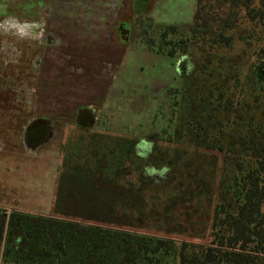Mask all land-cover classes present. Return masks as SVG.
I'll return each instance as SVG.
<instances>
[{
    "label": "trees",
    "instance_id": "obj_1",
    "mask_svg": "<svg viewBox=\"0 0 264 264\" xmlns=\"http://www.w3.org/2000/svg\"><path fill=\"white\" fill-rule=\"evenodd\" d=\"M166 39L187 82L150 155L76 127L52 215L0 207V263L264 264V0H198L190 34Z\"/></svg>",
    "mask_w": 264,
    "mask_h": 264
},
{
    "label": "rangeland",
    "instance_id": "obj_2",
    "mask_svg": "<svg viewBox=\"0 0 264 264\" xmlns=\"http://www.w3.org/2000/svg\"><path fill=\"white\" fill-rule=\"evenodd\" d=\"M198 0H0V207L52 215L62 145L75 128L152 140L186 81L172 46ZM30 29L15 34L11 23ZM123 28V29H122ZM51 119L39 145L25 140ZM50 121V122H51Z\"/></svg>",
    "mask_w": 264,
    "mask_h": 264
},
{
    "label": "clouds",
    "instance_id": "obj_3",
    "mask_svg": "<svg viewBox=\"0 0 264 264\" xmlns=\"http://www.w3.org/2000/svg\"><path fill=\"white\" fill-rule=\"evenodd\" d=\"M10 27L15 29V34L21 38L27 37L29 35L30 29L27 25L21 24L18 21L11 23ZM154 147V142L148 140L147 138L141 139L137 145L138 148V155L142 156L143 158H147L150 155L152 149ZM142 149V151H140ZM170 168L168 166H164L158 173L155 169L146 170V174L148 175H165Z\"/></svg>",
    "mask_w": 264,
    "mask_h": 264
},
{
    "label": "water",
    "instance_id": "obj_4",
    "mask_svg": "<svg viewBox=\"0 0 264 264\" xmlns=\"http://www.w3.org/2000/svg\"><path fill=\"white\" fill-rule=\"evenodd\" d=\"M51 122L48 120H38L32 123L25 133V140L28 144L39 145L47 141L49 133L51 134Z\"/></svg>",
    "mask_w": 264,
    "mask_h": 264
},
{
    "label": "crops",
    "instance_id": "obj_5",
    "mask_svg": "<svg viewBox=\"0 0 264 264\" xmlns=\"http://www.w3.org/2000/svg\"><path fill=\"white\" fill-rule=\"evenodd\" d=\"M0 264H7V263L1 262Z\"/></svg>",
    "mask_w": 264,
    "mask_h": 264
},
{
    "label": "flooded vegetation",
    "instance_id": "obj_6",
    "mask_svg": "<svg viewBox=\"0 0 264 264\" xmlns=\"http://www.w3.org/2000/svg\"><path fill=\"white\" fill-rule=\"evenodd\" d=\"M123 29V28H122ZM52 127V126H51Z\"/></svg>",
    "mask_w": 264,
    "mask_h": 264
}]
</instances>
